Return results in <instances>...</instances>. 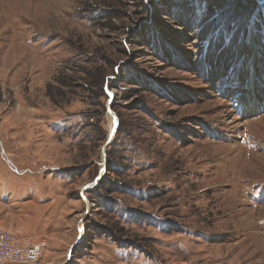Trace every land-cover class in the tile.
<instances>
[{
	"label": "rangeland",
	"instance_id": "1",
	"mask_svg": "<svg viewBox=\"0 0 264 264\" xmlns=\"http://www.w3.org/2000/svg\"><path fill=\"white\" fill-rule=\"evenodd\" d=\"M262 1L0 0V230L36 264H264Z\"/></svg>",
	"mask_w": 264,
	"mask_h": 264
},
{
	"label": "built area",
	"instance_id": "2",
	"mask_svg": "<svg viewBox=\"0 0 264 264\" xmlns=\"http://www.w3.org/2000/svg\"><path fill=\"white\" fill-rule=\"evenodd\" d=\"M43 244L30 239L15 240L0 230V264H36Z\"/></svg>",
	"mask_w": 264,
	"mask_h": 264
},
{
	"label": "trees",
	"instance_id": "3",
	"mask_svg": "<svg viewBox=\"0 0 264 264\" xmlns=\"http://www.w3.org/2000/svg\"><path fill=\"white\" fill-rule=\"evenodd\" d=\"M204 2H205V4H206V6L208 7L207 8V10L208 11H210L211 10V8L209 7L210 5H211V3H212V0H203V7H204ZM255 5H257L256 3H252L251 4V6H254L255 7ZM258 8V7H257ZM203 10H205V7L203 8ZM212 10H213V8H212ZM182 12H184V20H186V21H188L190 24L191 23H193L195 20H194V17H193V14H191L192 12H190L189 14L187 13V12H185V11H182ZM260 12H262V14H261V16H259L260 17V19L258 20V23H259V28H260V30L262 29V28H264L263 26H264V11H260ZM259 14V13H258ZM221 20V23H223V26L221 27V29L220 30H222L223 31V43H222V46H224L225 45V43H227V41H230V39H229V36L228 37H226L227 36V34L229 35V31H231L232 29V26L234 25V23H232V21H230V19H228L229 18V16L227 15V16H220L219 17ZM228 21H230V22H228ZM227 22H228V24H227ZM220 23V22H219ZM220 23V24H221ZM219 30V31H220ZM217 31H218V29L215 31V33H217ZM219 33V32H218ZM218 35V34H217ZM217 35H214V31H212V32H210V35L206 38L207 40H206V42L208 41V39L210 38V37H212V38H217ZM235 47H236V45H235ZM235 47H234V49L233 50H235ZM219 48V47H218ZM103 72L101 71L100 73H99V75L96 77V79H94V82H90V84L92 85V86H94V87H90V89L91 88H94V91L96 92V96H97V98H99V97H102L103 96V82H104V78H103Z\"/></svg>",
	"mask_w": 264,
	"mask_h": 264
},
{
	"label": "bare ground",
	"instance_id": "4",
	"mask_svg": "<svg viewBox=\"0 0 264 264\" xmlns=\"http://www.w3.org/2000/svg\"><path fill=\"white\" fill-rule=\"evenodd\" d=\"M251 85H252V80H251V82H249V84H246V86H245V88L247 89V92L245 93L246 94V97H245V99L243 101H241V102H243L242 105L245 106V110L244 111L247 114L254 113V112H256L258 110V108H256V106L250 105V102H249V100H252L253 99L252 100V103H255L256 102V99H257V96L254 94V91L255 90L251 88ZM109 127H110V131H112V128H113V119L112 118L110 119V125H109Z\"/></svg>",
	"mask_w": 264,
	"mask_h": 264
},
{
	"label": "water",
	"instance_id": "5",
	"mask_svg": "<svg viewBox=\"0 0 264 264\" xmlns=\"http://www.w3.org/2000/svg\"><path fill=\"white\" fill-rule=\"evenodd\" d=\"M263 3H264V1H262ZM262 2H259V3H261L262 4ZM259 5V4H258Z\"/></svg>",
	"mask_w": 264,
	"mask_h": 264
}]
</instances>
